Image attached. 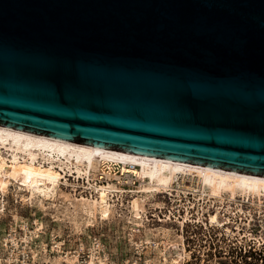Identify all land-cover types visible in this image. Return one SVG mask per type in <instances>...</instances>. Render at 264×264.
Instances as JSON below:
<instances>
[{"label": "water", "instance_id": "95a60500", "mask_svg": "<svg viewBox=\"0 0 264 264\" xmlns=\"http://www.w3.org/2000/svg\"><path fill=\"white\" fill-rule=\"evenodd\" d=\"M0 125L264 177V0H0Z\"/></svg>", "mask_w": 264, "mask_h": 264}, {"label": "bare ground", "instance_id": "6f19581e", "mask_svg": "<svg viewBox=\"0 0 264 264\" xmlns=\"http://www.w3.org/2000/svg\"><path fill=\"white\" fill-rule=\"evenodd\" d=\"M116 166L120 167L121 175L115 173ZM105 177L108 185L100 184ZM114 180L118 183H112ZM137 183L138 190L118 186ZM78 185H82L79 188L92 189V196H72L63 188H77ZM11 192L22 201L45 209L62 199L73 205L75 211L87 216L89 222L98 217L109 220L116 211L117 201L125 194L133 193L131 209L138 222L135 226L143 222V214L147 212L145 198L182 192L207 196L215 211H207L209 222L203 220L204 225L224 228L230 236H235V230L240 226L235 227L237 224L223 214L222 206L227 195L234 202L242 198L261 212L264 208V177L260 175L82 144L0 125V213L6 211V198ZM214 200L221 201L222 206ZM155 205L156 209H166L167 204ZM189 216L179 220L183 227L189 222ZM250 236L251 240L264 241V238ZM181 238V244H167L171 250L172 247L178 250L173 264H183L185 255H188L185 238ZM14 242L17 243L15 239ZM147 242L152 243L149 239ZM180 249L184 253H180ZM19 258L16 252L11 260ZM66 260L59 259L58 264H75L73 258ZM91 264H97L95 259ZM99 264L106 263L101 260Z\"/></svg>", "mask_w": 264, "mask_h": 264}, {"label": "rangeland", "instance_id": "374dc122", "mask_svg": "<svg viewBox=\"0 0 264 264\" xmlns=\"http://www.w3.org/2000/svg\"><path fill=\"white\" fill-rule=\"evenodd\" d=\"M115 170V173L121 175L119 166H116ZM112 183L118 182L114 180ZM100 184L108 185V178L105 177ZM79 186L82 185H78L77 188L68 186L63 188L72 196L80 198L92 196V189L79 188ZM118 186L128 190H138L139 183ZM133 198V193L125 194L121 199L117 197L119 200L116 211L109 220L98 217L89 222L87 216L75 211L73 205L62 199L56 205H48L45 209L29 201H22L11 192L6 198V211L0 213V264H12L11 257L16 252L24 258V250L29 254L33 252L39 254L36 260L32 259L35 263L30 264H58L59 259L65 262L67 259L65 254L51 251L52 235H57L61 241H66V251H74L83 243L86 247V258L90 256L89 251L98 238L104 245L105 254L108 255L110 262L115 263L139 261L140 264H144L150 261L151 264H173V259L178 256V250L174 247L171 250L167 244H181V237L184 236L188 255H185L187 257L183 264H264V256L263 259H258V256L248 257L250 251L264 252V241L250 239V235L261 240L264 238V208L261 212L257 206H251L242 198L239 202L231 201L228 195L223 206L221 201L214 200L217 201L218 206L224 208L223 214L237 224L235 227L240 226V231L235 230V236H230L224 228L211 226L208 228L204 225L203 220L209 222L207 211L209 210L210 213L215 211L214 204L209 202L210 198L207 196L200 197L182 192L174 193L173 196L159 194L155 198H145L147 212L143 214V222L137 226L135 224L138 222L133 218L131 209ZM163 202L167 204L166 209H156L155 204ZM242 208L244 211L241 210ZM204 211L205 216H203ZM188 214L189 222L183 227L179 220H185ZM169 218L171 220H168ZM41 223L43 226L39 227ZM38 229L42 232L36 241L48 246L47 250H41L42 252L36 249L39 244L36 241L28 247L23 243L25 242L23 238L30 234V231ZM13 232L17 233L20 246L14 253L10 245L8 247L4 245L5 239ZM148 239L152 243H148ZM137 246H143L142 255L136 252ZM179 252L184 253L181 249ZM105 254L102 253L103 256Z\"/></svg>", "mask_w": 264, "mask_h": 264}, {"label": "built area", "instance_id": "2783aa9c", "mask_svg": "<svg viewBox=\"0 0 264 264\" xmlns=\"http://www.w3.org/2000/svg\"><path fill=\"white\" fill-rule=\"evenodd\" d=\"M42 230L38 229L37 231H30V234H27L26 237L23 238V240L26 243V247H28V245H30L33 241H36L40 238V234H41ZM12 236H14V238L12 239ZM9 238L5 239V247H8L9 245L13 248V253L15 252V249H19V238L17 237V233H10ZM25 238H28V241L25 240ZM14 239L17 241V243L14 242ZM39 244H37V248L39 249L40 252H42L41 250H47L48 246L46 244H43L39 241H36ZM41 244V245H40ZM66 246V241H61L60 237L57 235H52L51 236V251L52 252H57L60 253L62 255H66V258H73L75 260V264H91V262L95 259V261L97 262V264H99V261L103 260L106 264H140L139 261H126V262H122V263H115V262H110L109 257L107 254H105V247L104 245L101 243V240H99L98 238L95 239V243L94 246L92 247V249H90L88 258H86V247L84 246V244L82 243L78 248H76L74 251L71 250H67L65 249ZM136 252L140 255L143 254L144 249L143 246H137L136 247ZM102 253H104L105 255L103 256ZM82 254H84V256H82ZM96 255V256H94ZM24 258H19L18 260H13L12 264H30V263H35L32 262V259L36 260L39 256V254H37V252H33L32 254H29V252H27L26 250H24ZM67 261V260H66ZM65 261V262H66ZM67 264V263H66ZM144 264H151L150 261H146Z\"/></svg>", "mask_w": 264, "mask_h": 264}, {"label": "trees", "instance_id": "16d2710c", "mask_svg": "<svg viewBox=\"0 0 264 264\" xmlns=\"http://www.w3.org/2000/svg\"><path fill=\"white\" fill-rule=\"evenodd\" d=\"M248 254H249L248 257H250V258L258 256V259H263V256H264L263 255L264 252L258 253V252H255V251H250ZM263 261H264V259H263Z\"/></svg>", "mask_w": 264, "mask_h": 264}]
</instances>
